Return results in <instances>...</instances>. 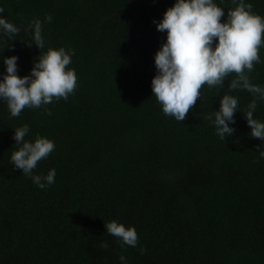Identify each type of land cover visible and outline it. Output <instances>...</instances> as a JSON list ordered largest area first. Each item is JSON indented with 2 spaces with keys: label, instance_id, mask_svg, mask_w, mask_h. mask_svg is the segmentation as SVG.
Here are the masks:
<instances>
[{
  "label": "trees",
  "instance_id": "obj_1",
  "mask_svg": "<svg viewBox=\"0 0 264 264\" xmlns=\"http://www.w3.org/2000/svg\"><path fill=\"white\" fill-rule=\"evenodd\" d=\"M175 2L0 0V18L20 29L12 40L0 32V81L5 57H18L24 77L40 55L61 47L74 50L68 68L77 75L67 100L26 107L18 117L0 99V264H122V253L126 264H264V158L257 151L264 141L250 135L243 113L255 97L229 92L231 74L223 88L204 85L178 122L153 96L154 57L167 38L156 23ZM214 3L223 23L239 0ZM245 3L264 17V0ZM35 19L41 50L25 42ZM259 55L249 75L264 87V46ZM224 94L238 98V109L234 133L221 139L213 113ZM253 118L264 123V100ZM24 125L26 141L39 135L55 143L33 170H56L44 189L11 163L14 129ZM112 220L135 227V247L107 233Z\"/></svg>",
  "mask_w": 264,
  "mask_h": 264
},
{
  "label": "clouds",
  "instance_id": "obj_2",
  "mask_svg": "<svg viewBox=\"0 0 264 264\" xmlns=\"http://www.w3.org/2000/svg\"><path fill=\"white\" fill-rule=\"evenodd\" d=\"M252 8L251 3L239 0L234 9H228L227 21L222 23L224 11L214 0H176L159 23L154 21L159 32L167 33L166 42L155 54L157 74L151 81L153 96L161 104L164 115L174 117L178 122L185 120L200 99L204 85L223 88L225 80L235 74L228 84V91L242 89L253 94L255 98L243 113L251 128L250 135L264 141V123L253 118L257 100H264V87L253 84L249 75L254 64L260 63L259 49L264 46V17L254 13ZM4 11L0 7V13ZM45 21L50 23L51 15H47ZM29 27L32 38L25 41L28 47L34 43L40 50L43 49L42 22L35 19ZM19 31L16 25L0 18V32L9 40ZM73 55L72 49L49 48L39 56L38 62H34L30 75L24 77L17 75L18 57H5L7 74L0 81V99L6 101L11 116L18 117L26 107L40 108L54 99L67 100L77 87L76 72L68 68ZM237 109L238 98L224 94L219 111L213 113L216 134L221 139L234 133L235 129L229 124L235 123ZM46 114L51 115V111L46 110ZM213 114L206 119L212 120ZM28 132V125L14 129L13 139L18 149L12 152L11 163L44 189L55 182L56 170L51 169L46 176L33 175V170L55 149V143L39 135L34 143L26 141ZM257 151L264 158L260 145H257ZM105 227L108 234L122 242L121 247L137 245L135 227L126 228L117 220L106 223ZM108 247L107 242H101V249L107 250ZM119 259L126 264L123 253Z\"/></svg>",
  "mask_w": 264,
  "mask_h": 264
}]
</instances>
